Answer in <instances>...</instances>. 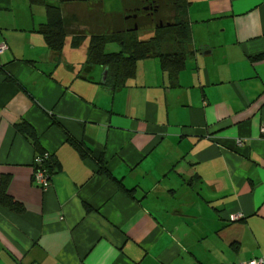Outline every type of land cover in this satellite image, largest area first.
Instances as JSON below:
<instances>
[{
    "label": "crops",
    "instance_id": "1",
    "mask_svg": "<svg viewBox=\"0 0 264 264\" xmlns=\"http://www.w3.org/2000/svg\"><path fill=\"white\" fill-rule=\"evenodd\" d=\"M50 1L67 23L60 57L41 32L45 7L0 0V184L8 178L23 208L0 206V264L264 258V0H190L195 57L174 79L159 58L141 60L118 91L103 68L81 73L105 1ZM159 1L153 13L126 1V14L155 16ZM114 15V33L130 30L129 17ZM73 51L84 59L68 60ZM22 122L60 166L47 190L34 183L40 153L16 131Z\"/></svg>",
    "mask_w": 264,
    "mask_h": 264
},
{
    "label": "trees",
    "instance_id": "2",
    "mask_svg": "<svg viewBox=\"0 0 264 264\" xmlns=\"http://www.w3.org/2000/svg\"><path fill=\"white\" fill-rule=\"evenodd\" d=\"M190 0H174L176 15L174 21L169 24L158 26L155 35L147 41H138L136 37H127L129 33L117 32L110 37L104 35H93L88 37L87 61L81 73L86 74L100 66L105 69V85L114 91L125 87L126 82L135 74L137 63L151 57L161 60L162 68L171 79L176 78L187 66L189 59L195 57L192 49V32L186 11ZM32 5H40L46 8L48 23L43 26L42 33L45 36L50 50L60 57L68 42L67 23L63 19L61 9L50 0H30ZM153 5V3H152ZM150 6L151 8L153 6ZM87 37V36H84ZM84 37L73 39L72 46L80 48ZM87 39V38H86ZM120 44L121 51L108 53L106 51L109 43ZM0 69H3L2 67ZM18 133L32 140L37 148L38 155H43L38 148V139L35 129L27 122L15 126ZM71 144L85 157L83 146L70 140ZM44 166L54 175L60 166L50 154ZM103 170V168H102ZM103 172V171H102ZM107 172V171H106ZM8 178H2L0 184V206L13 212H22V205L16 202L7 193ZM121 187V182H118ZM129 195L131 191L125 190Z\"/></svg>",
    "mask_w": 264,
    "mask_h": 264
},
{
    "label": "rangeland",
    "instance_id": "3",
    "mask_svg": "<svg viewBox=\"0 0 264 264\" xmlns=\"http://www.w3.org/2000/svg\"><path fill=\"white\" fill-rule=\"evenodd\" d=\"M89 1L90 2L92 1V3H94L93 0H89ZM104 1H105V6H106V15L104 18L98 17L97 20L92 23L91 29H88V33H91L93 35H104V36L110 37L112 35V33L115 32L113 26L111 25L112 22L116 18L114 15V12H121L122 13L121 19L124 21V20H127V18L129 17L128 21L130 24V26L128 28L130 30H125L122 32L129 33V35L127 37H136L135 39H137L138 41H147V40L151 39L155 35V27L156 28L158 27V25H156V26H154V25L155 24H159V26H161V24L164 25L163 20L168 15H170L169 14L170 9L172 8V6L170 5L171 0H160L159 5H161V9H162V11H160V13H158L155 16H151V15L149 16L146 14L148 12L147 11V12H144L146 15L144 13H142V16L140 15L138 21H136V20L132 19L133 17H130L133 12L131 13L130 16H128V14H126L127 9L125 7L128 5V4H126V1L130 2V4H132V5H134L135 3H137V5H139V0L138 1L137 0H124L123 2L121 0H104ZM146 1L148 2V0H143L142 5L147 6L148 10H150V12H148V13L155 12V10L157 8L156 7H152V8L150 7L153 2L146 3ZM103 20H104V22H103ZM136 27L138 29H136ZM121 48L122 47L120 46L119 43H117V42L111 43L110 42L107 46L106 51L108 53H118L121 51ZM67 53H68V60H80V59L83 60L84 59V55L80 51H73V52H67ZM71 55L73 58H71ZM190 62H192V61H190ZM101 69H102V67H100V66L97 67V70L99 72H101Z\"/></svg>",
    "mask_w": 264,
    "mask_h": 264
},
{
    "label": "built area",
    "instance_id": "4",
    "mask_svg": "<svg viewBox=\"0 0 264 264\" xmlns=\"http://www.w3.org/2000/svg\"><path fill=\"white\" fill-rule=\"evenodd\" d=\"M7 50L6 45L0 46V55L3 54ZM262 136L264 137V125L261 128ZM238 146H241V142H237ZM50 153H45L43 155H37L34 161V183L39 186L40 188L47 190L51 186V180L53 174L44 166L45 162L49 158ZM240 264H264V258H259L252 260L247 263H240Z\"/></svg>",
    "mask_w": 264,
    "mask_h": 264
},
{
    "label": "flooded vegetation",
    "instance_id": "5",
    "mask_svg": "<svg viewBox=\"0 0 264 264\" xmlns=\"http://www.w3.org/2000/svg\"><path fill=\"white\" fill-rule=\"evenodd\" d=\"M149 2H153V4L156 2V0H150ZM149 2H147V3H149ZM146 8V7H145Z\"/></svg>",
    "mask_w": 264,
    "mask_h": 264
},
{
    "label": "water",
    "instance_id": "6",
    "mask_svg": "<svg viewBox=\"0 0 264 264\" xmlns=\"http://www.w3.org/2000/svg\"><path fill=\"white\" fill-rule=\"evenodd\" d=\"M146 10H148V8H146ZM163 24H161V26H162ZM136 29H137V27H136ZM105 74H106V72H105Z\"/></svg>",
    "mask_w": 264,
    "mask_h": 264
}]
</instances>
